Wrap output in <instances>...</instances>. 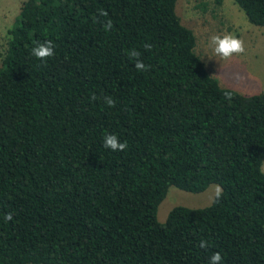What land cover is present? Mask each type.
<instances>
[{
  "label": "trees",
  "instance_id": "trees-1",
  "mask_svg": "<svg viewBox=\"0 0 264 264\" xmlns=\"http://www.w3.org/2000/svg\"><path fill=\"white\" fill-rule=\"evenodd\" d=\"M231 1L264 28V0ZM174 8L21 2L0 53V264H264V93L220 87ZM212 184L156 221L168 188Z\"/></svg>",
  "mask_w": 264,
  "mask_h": 264
},
{
  "label": "rangeland",
  "instance_id": "rangeland-1",
  "mask_svg": "<svg viewBox=\"0 0 264 264\" xmlns=\"http://www.w3.org/2000/svg\"><path fill=\"white\" fill-rule=\"evenodd\" d=\"M23 0H0V53ZM205 4L204 11L198 9ZM175 14L195 38L194 52L208 75L222 88L242 95L264 93V28L250 25L231 0H175ZM264 173V158L261 165ZM219 192L210 185L198 194L170 187L157 207L162 224L173 207L199 209L208 206Z\"/></svg>",
  "mask_w": 264,
  "mask_h": 264
}]
</instances>
